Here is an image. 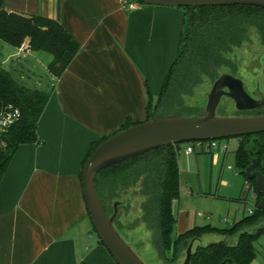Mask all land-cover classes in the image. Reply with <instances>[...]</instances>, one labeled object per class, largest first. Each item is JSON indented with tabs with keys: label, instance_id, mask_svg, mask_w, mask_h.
Returning <instances> with one entry per match:
<instances>
[{
	"label": "crops",
	"instance_id": "1",
	"mask_svg": "<svg viewBox=\"0 0 264 264\" xmlns=\"http://www.w3.org/2000/svg\"><path fill=\"white\" fill-rule=\"evenodd\" d=\"M4 6L57 20L79 51L58 78L47 71L49 53L32 50L23 58L33 74L27 86L51 93L38 121V141L18 147L0 180V264H117L91 233L82 162L93 142L117 132L127 118L145 120L148 91L155 100L177 55L185 14L179 7L144 4L124 10L120 0H5ZM193 154H209L210 173L218 168L225 184L227 152L183 151L185 164ZM177 163L182 195L172 205L175 236L200 226L195 191L206 195L199 165L186 170ZM216 238L206 236L193 247Z\"/></svg>",
	"mask_w": 264,
	"mask_h": 264
},
{
	"label": "trees",
	"instance_id": "2",
	"mask_svg": "<svg viewBox=\"0 0 264 264\" xmlns=\"http://www.w3.org/2000/svg\"><path fill=\"white\" fill-rule=\"evenodd\" d=\"M4 2L5 0H0V40L16 48L23 40L29 39L33 51L51 55L47 71L55 78L60 77L79 51L78 42L57 20L40 14L8 11ZM179 8L184 10L185 19L177 55L155 100L148 91L145 120L171 114L181 115V112L189 111L191 108L188 100L207 81H214L221 68H229V56L235 49L254 44L256 38L259 43L264 44V8L239 4ZM10 70L9 67L0 66V102L17 106L21 117L9 129L5 136L6 144L0 149V180L18 147L38 141V121L51 93L22 84L13 78ZM234 70L232 68L233 75ZM202 113L203 110L198 115ZM243 113L264 112L259 110ZM135 123L137 122L127 118L119 130ZM105 138L91 144L82 162V170L89 154ZM178 146L179 144L162 146L96 173L95 188L104 210L111 215L110 211L113 213L114 210L113 199L124 197L120 201L116 200L119 203L114 219V225L123 237L116 219L120 210L130 203L132 196H140L141 214L138 220L150 235L151 253L162 264L180 262L192 239H202L209 235L217 238L195 245L190 264H252L256 254L255 242L264 233V210L259 208L261 196L256 191L255 179H249L244 170L250 163L252 153L258 161L255 169L264 174V132L238 137L235 151L236 164L244 180L256 192L253 213L228 228L206 224L194 226L175 236L173 231L176 218L172 205L180 194ZM246 196L247 192L242 188L234 200L245 204ZM105 200L110 202V211ZM98 241L102 244L99 239Z\"/></svg>",
	"mask_w": 264,
	"mask_h": 264
},
{
	"label": "water",
	"instance_id": "3",
	"mask_svg": "<svg viewBox=\"0 0 264 264\" xmlns=\"http://www.w3.org/2000/svg\"><path fill=\"white\" fill-rule=\"evenodd\" d=\"M144 5L167 7L251 5L264 8V0H136ZM264 76V63L260 77ZM222 98L233 102L240 112L264 109V92L255 89L249 93L241 78L222 72L205 93L203 113L198 116L167 115L137 122L119 130L101 142L89 154L82 170V190L92 227L103 246L117 264H148L125 241L114 225L118 201L113 203V213L108 215L97 194L94 176L100 170L153 149L197 140L242 137L264 132V113L221 116L217 108ZM250 163L245 168L249 179H255L257 193L261 196L259 208L264 210V174L255 169L258 161L250 153ZM194 241L192 239L182 261L173 264H190ZM225 264V263H221Z\"/></svg>",
	"mask_w": 264,
	"mask_h": 264
},
{
	"label": "rangeland",
	"instance_id": "4",
	"mask_svg": "<svg viewBox=\"0 0 264 264\" xmlns=\"http://www.w3.org/2000/svg\"><path fill=\"white\" fill-rule=\"evenodd\" d=\"M140 5L142 4L140 3ZM180 9L183 10L182 8ZM16 52L17 50L14 47L0 40V66L3 64L4 67H9L11 69L10 71L13 78L27 86V81L31 79L33 74L24 64L25 62L23 61V58H27L29 55L25 53L17 55ZM11 53H13V55L9 58ZM4 58H7V61L2 63ZM229 58V68H221L218 71L219 74L222 72L233 73L231 72L232 68H235L234 75L241 78L245 89L249 93H253L255 89H259L260 91L264 92V79L260 77L264 63V44L259 43L258 39L256 38L254 39V44L250 46L244 45L241 48L235 49L230 54ZM32 59L33 58H30L31 61H34V59ZM17 60L19 61L17 62ZM36 64L40 69H43L40 61H36ZM41 79L40 86L44 87L45 82L41 81ZM212 82V80H209L203 86L198 88L196 95L188 100V105L191 109L189 111L181 112L182 114L180 116H198V114L204 110L206 101L205 93L208 91V88L211 86ZM217 114L221 116H233L243 115L245 113L236 110L231 100L222 98L217 108ZM224 140L228 144V149L227 156L224 159V169L221 176V179H224L225 184L222 185L220 184V180L218 178V168H214L213 173H210L211 157L209 154H193L189 165H187L185 164V159L183 158V149L185 147V143L179 144V167H183V169L186 170L188 169V166L193 167L194 165L197 166V164L200 167V179L202 184L201 190L206 194L202 196L200 195L199 191H195V194L198 195L199 198V203L197 204L195 212L197 218L199 219L198 223L200 225L210 224L220 228L229 227L234 222L240 221L244 216L250 215L246 210L242 211L245 205L244 203L237 200L222 199L220 197L214 196L215 194L222 196H232L236 198L239 195L240 188L244 181V176L241 174L240 169L236 164L235 151L238 146V138L230 137L224 138ZM196 157L198 163H196ZM226 166H231L233 169L229 170L226 168ZM183 185L184 184L180 182V186L183 187ZM208 193H210V195H208ZM180 195H182L181 191ZM113 200L114 203L116 200L121 199L115 198ZM140 201V196L138 197L137 195L134 196V198L132 196L131 199H129L130 203L120 210V214L116 219L119 231L122 233L124 239L148 264H162L151 253L149 249L150 235L144 228V225L142 226L141 222L138 220L141 214L139 210ZM105 203L107 205L108 211H110V202L105 200ZM252 203H255V201L252 200ZM110 214H112L111 211ZM226 216H228L231 221L234 220V222H224L223 218ZM91 233L98 239L94 230H92ZM174 233L175 229L173 231V235ZM255 249L256 254L253 258L252 264H264V233H262L255 242ZM183 258L184 255L181 257L180 261H182Z\"/></svg>",
	"mask_w": 264,
	"mask_h": 264
},
{
	"label": "built area",
	"instance_id": "5",
	"mask_svg": "<svg viewBox=\"0 0 264 264\" xmlns=\"http://www.w3.org/2000/svg\"><path fill=\"white\" fill-rule=\"evenodd\" d=\"M121 6L124 10H131L140 5L136 0H120ZM17 55L23 53L29 54L32 49L29 43V39L23 40V42L16 47ZM21 117L20 109L11 103L0 102V149H2L5 144V136L9 129L18 122ZM197 148L205 149L209 152H221L225 153L228 149V144L224 139H208V140H197L185 143L183 149L185 154L193 153ZM228 169H233L231 166H227ZM242 188L247 192L246 201L244 209L252 214L255 209V203L252 200H256V192L253 186L247 180L243 181ZM229 219L227 217L223 218V221L227 222Z\"/></svg>",
	"mask_w": 264,
	"mask_h": 264
},
{
	"label": "flooded vegetation",
	"instance_id": "6",
	"mask_svg": "<svg viewBox=\"0 0 264 264\" xmlns=\"http://www.w3.org/2000/svg\"><path fill=\"white\" fill-rule=\"evenodd\" d=\"M263 79H264V76H261ZM233 103V102H232ZM255 111H257V110H254V111H249V112H255ZM260 112H264V109L263 110H260ZM122 198H124L123 196H121ZM121 197H120V199H121ZM120 201V200H119Z\"/></svg>",
	"mask_w": 264,
	"mask_h": 264
}]
</instances>
